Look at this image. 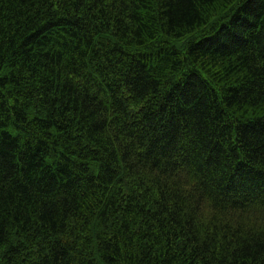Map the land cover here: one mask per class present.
<instances>
[{"label":"trees","instance_id":"1","mask_svg":"<svg viewBox=\"0 0 264 264\" xmlns=\"http://www.w3.org/2000/svg\"><path fill=\"white\" fill-rule=\"evenodd\" d=\"M0 264H264V0H0Z\"/></svg>","mask_w":264,"mask_h":264}]
</instances>
